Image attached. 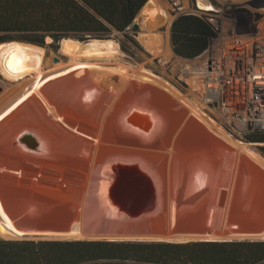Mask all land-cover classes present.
I'll return each mask as SVG.
<instances>
[{"label":"bare ground","instance_id":"1","mask_svg":"<svg viewBox=\"0 0 264 264\" xmlns=\"http://www.w3.org/2000/svg\"><path fill=\"white\" fill-rule=\"evenodd\" d=\"M198 3L201 6L207 8L212 6L210 0H198ZM168 7L169 6L165 0L147 1L146 5L142 9V16L144 19V28L146 33L142 34L140 36V39L143 43V46H145V48L153 55L159 56L163 60L170 61L173 55L167 34H160L156 32V30L151 29V26L149 25L150 19H156V17L163 18L167 22H169L171 18L168 12ZM259 27H261L260 31L262 30V33H264V19L259 24ZM47 40L50 39L47 38ZM120 48L121 47L119 43L111 38H91L87 41H81L75 38L62 39L60 49L63 53L69 55L70 62L74 66L64 67L63 63L61 62L53 63V71L55 72L51 71L52 73L48 76L41 75L42 78H44H40L42 80L38 79L40 80V82L36 85V87L32 89L25 88L26 90L16 89L15 92L7 96L8 98L0 103V131L2 130L1 128L3 126L8 125L9 121L12 120L19 111H22L23 109L25 110V105L35 103V108H37L38 110V108L40 109L42 104L44 107V111H42L44 112V116L39 118L37 124L40 131H42L41 133L45 132L49 136L52 135L55 139L61 141L62 144L67 145L68 143L64 139V135H61V130L63 131L65 124H67V121L65 120L66 118L64 119L62 117L63 114L61 115V111H59L60 109L56 106L57 104L54 105L47 99L45 95V91H48L46 90V82L42 83L43 86L40 84L41 82L47 81L50 78L57 81L56 85L64 84L66 80L69 79V76H71V73L73 76H77L78 78L84 76L83 78L79 79L80 83L86 86L94 85L92 88L83 87L82 91L85 101H92L97 91L105 92L107 96L106 98L108 99L110 104H108V108H106V110L104 109L101 113V124L104 123V117L113 104L114 106L122 107L123 102L127 103L128 100H135V102L133 101L134 105L130 106V109L128 111L121 114L123 116L122 122L124 123L127 134H132L131 132H137L142 134L143 136L145 134H150V131L144 132L138 126L133 128L132 125L128 123L129 116L132 115L135 111H138L144 115H148L147 118L149 122H153V128L155 126H159L161 128L165 126L163 125L164 123L162 120V116L160 114L158 115L153 106L147 104V99L159 97L160 100V98L164 97L165 99H167L166 105H168L169 107H175L177 109L178 106L181 107L180 109H186L188 114L194 116L198 120V122H201L203 126H206L210 131H212V133H214L218 137V139L221 141V143L219 144H223L229 147V150L232 152V154H228L226 156V161L227 163H229V168L233 170L229 171L228 177L224 184V187L229 188V193L223 191L221 194V202H214V205L212 206H204L202 204H199L200 202H203V200L207 198V196L209 197V195L212 194L213 188L211 189L210 185H213L216 180L222 182L225 176H223L222 171H219L216 176V172H214V170L212 169L211 164H209L204 159H197L195 162L191 161L190 163H188V166H186V164L183 167V174L185 176L182 182V188H180L178 192H176V195L174 193L163 195L161 197L163 198V202H160L161 198L157 189V182H155V180L153 179L155 186L153 206L150 209L136 214L130 213L126 210L121 209L117 204H114L110 201L108 189L114 181V169L116 167H134L139 168L142 171H146L147 167H144L146 165L144 163H141L143 162V159L128 158L125 155L127 154L126 150L128 149H124L125 145L122 143L123 141L119 140L118 138V147L116 149H118L117 151L121 150L120 153L118 152L117 156L116 152L113 158L110 156L108 157V159H106V156L104 154L108 155L109 149L106 150L105 147H102L97 151V143L94 142V147L89 146L87 148V151H91L89 153L90 157H88V159L86 160L85 178L86 181H89V179L91 178V180L93 179L95 182H97L96 184L100 189L102 197L101 199L103 202H83L82 199L68 210L54 209L52 207L49 208V206H46L44 204L31 201L22 202V204L19 202H1V196L3 195L2 190L4 188V185L10 184L15 186H22L23 178L0 171V236L4 238L40 236L42 238L59 239L106 238L109 240L154 239L175 241L190 239H264V202H262L263 206L261 218H255L256 215L253 216L249 214L250 212H253L252 209L257 208V206L254 207L255 204L253 201L232 202L231 200H229L230 188L234 179V172L236 168L237 157L239 156V154H245L249 158V160H251L256 166H258V168L261 169V171L263 172L262 174H264L263 155H261L258 150L253 148L251 144L249 145L233 139L232 136L228 134L222 127H220L214 119L209 117L203 111L202 105L199 102H192L187 100L184 96L180 95L178 91L166 80L157 75H154L147 69L141 68V72L139 70L138 72L134 71L132 73L129 72L128 68L123 67L122 69H124V72L121 73L122 77L120 79H116L115 76L111 77L110 74L114 69H111L112 71H109V68L104 70L88 65V62L93 60H110L113 57L121 55L122 52ZM245 53L246 56L241 60V62H244L246 58L247 60H258V62L264 61V49H254V51H252L251 53L249 52V49H247ZM247 55H249L250 57L248 58ZM255 56L259 58L256 59L254 58ZM229 58L230 57L221 55L219 58L212 59V65L210 67L213 70V73L210 74L212 80L211 83L209 81L205 83L203 80H200L199 72L193 71L195 70V67L191 64H185L183 68L189 71H193V76L191 77V83L193 87L196 88V90H200L201 93L206 92L208 97L207 99H209L217 95V84L219 83L218 81H220L222 78H227L226 68L229 66V64H227L229 63ZM50 62L51 60L49 56L46 55V51L42 46L21 41L0 42V73L8 79L19 80L27 75H31L32 73H41L40 69L42 65L50 64ZM198 62H200V59L198 60ZM260 64L261 65L257 67L255 73L252 76L249 75L247 76V78L240 79L235 78L234 82L239 86H244L245 83H247L246 86H249L250 82L255 80H257L258 82H263L264 69L260 68L264 66V63L262 62ZM201 69H204V67L202 66ZM223 69L225 70L222 71ZM135 75H138L145 84H135V80L133 81V77ZM52 77L55 78L53 79ZM49 81L50 80H48V82ZM238 82H240V84ZM147 87H149V89L151 90L148 91ZM78 88L79 86L77 87V89ZM248 93H250V91H248ZM38 99L42 101L41 104L38 103ZM140 100L143 101L144 105L146 106L140 105L139 103L136 104V102H139ZM184 117H186L185 114ZM191 121L196 125L199 124L194 120ZM165 129H162L161 135L165 140L163 144L164 148H161L166 149L169 147V149L165 151L170 153V149H177L176 147H174L175 142L173 141L175 133L168 132ZM152 132L153 131H151V133ZM99 133L97 136H100ZM208 135L211 136V134ZM86 139L87 137L85 138V140ZM138 139L142 141L141 138ZM212 139V141L215 142V139ZM155 150L157 151V153H160L159 151H161L158 148H155ZM146 154L148 155V153ZM138 156L140 155L138 154ZM20 158L21 156L19 158L17 157L16 162L8 161L6 154H4L1 150L0 168L3 167L5 169L8 166L10 168L9 170L14 169L17 171L18 169L20 170V172L25 173L24 170L28 165H25L24 160ZM165 158L166 162L164 161V167L167 168L169 164L168 160L170 159H168L169 157L167 158L166 155ZM190 167H193V169L197 171L196 174L200 173V176L198 178H195L190 173ZM52 181L54 180L52 179ZM90 184L91 183H89V186ZM207 184L208 189L203 191L201 190V193L199 195L200 200H198V195L195 194L196 191L201 187H206L205 185ZM216 197L217 193L215 198Z\"/></svg>","mask_w":264,"mask_h":264},{"label":"rangeland","instance_id":"2","mask_svg":"<svg viewBox=\"0 0 264 264\" xmlns=\"http://www.w3.org/2000/svg\"><path fill=\"white\" fill-rule=\"evenodd\" d=\"M165 1L169 6L168 12L171 18L170 21L167 22L165 19L158 17H156V19L149 18L151 22V23L149 22V25L151 26V29L156 30V32L160 34H167L173 55L170 61L163 60L161 57L153 55L145 48V46H143L140 36L146 32L144 28L143 16L139 15L140 22L137 25H135V27L129 28L126 31V33L113 31L110 34L109 38L114 39L119 43L122 52L121 55L117 57H113L110 60L109 59L93 60L88 62L89 63L88 65L104 70L109 68L110 69L109 71H112L114 69L110 74L111 77L115 76L116 79H120L122 77L121 73L124 72V69H122L123 67L128 68L129 72L132 73L134 71L138 72L139 70L141 72V68L147 69L148 71L152 72L154 75H157L162 79L166 80L170 85H172L178 91L180 95L184 96L187 100L192 102H199L202 105L203 111L209 117L214 119L219 124L220 127H222L228 134L232 136L233 139L249 145L251 144V146L256 150H258L261 153V155H263L264 157V150H262V148H264V142H249L245 140V134L248 132L247 126L248 127L255 126L256 120L261 119L260 116L261 108L264 110V81L263 82H258L257 80L251 81L249 86H246L247 83H245L244 86L243 85L239 86L234 82L235 78L240 79V78H247L246 76L249 75L252 76L255 73L257 67L261 65L260 63L262 62L264 63V61L258 62V60L257 61L253 59L247 60V58H246L247 61L245 60L244 62L243 61L241 62V60L244 59L246 56L245 51L247 49H249L250 53L254 51V49L256 50L264 49V33H262L263 32L262 30L260 31L261 27H259V24L264 19V0H210L212 6L208 8L201 6L198 3V0H165ZM173 2H175V5H173ZM183 13H194L197 15L207 17L213 23V25L215 26L218 32L217 36L211 39L208 48L202 54H200L199 56L193 59H186L178 56L174 52L171 44V39H170L171 24L178 15ZM131 37L136 40V43L131 41L130 39ZM87 40H81V41H87ZM51 41L52 40H47L46 38L45 45L43 46L46 51V55L49 56L51 62L50 64L42 65L40 69L41 73L38 74L32 73L31 75H27L19 80L8 79L7 77L3 76L0 73V87H1L0 103L4 101L6 98H8L7 96L15 92L16 89L26 90L28 88L32 89L36 87V85L40 82V80L44 78V77L42 78L43 75L48 76L49 74L52 73L51 71H53V63L61 62L63 63L64 67L74 66L70 62L69 55L61 51L60 41L57 43V48H55V45H51ZM239 51L241 54L239 53ZM56 55L60 57V60L58 62H53L52 60L53 56ZM221 55L230 57L228 59L229 63L227 64H229L231 67H234L235 72L227 76L229 83L225 82L223 85L219 83L217 84L219 91L217 92V95L215 97H211L207 99L208 97L206 92L201 93L200 90H196V88L193 87L191 83V77L193 76L192 72L193 71L199 72L200 80H203L205 83L208 81L211 83L212 80L210 74L213 73V70L210 67L212 65L211 63L212 59L219 58ZM247 57L249 58L250 56L247 55ZM254 58L257 59L259 57H254ZM197 59L198 60L200 59V62H198ZM185 64H191L192 66L195 67L194 68L195 70L189 71L187 69H184L183 67ZM202 66L204 67V69H201ZM260 69H264V66L261 67ZM70 75L71 76H69V79H67L64 84L56 85L57 81L52 80L50 78L48 80L52 82L50 81L48 82L47 80L41 82L40 85L43 86L42 83L46 82L47 84L46 90L48 91H45V95L47 99L50 102H52L54 105L57 104L56 106L60 109L59 111H61V115L63 114L62 117L64 119L66 118L65 120L67 121V124H65L63 131L61 130L62 134L61 133L60 134L64 135V139L69 144V145L67 144L66 146L72 148L71 155L81 159L80 164L79 165L76 164L75 166L70 167V170L67 169V171L65 172L64 170L58 168H53V169L47 168L42 172L40 171L38 172L37 170H34L32 166H29L31 168H28V166H26V169L24 171L27 172V174L24 172L23 173L20 172V170L18 169L17 171L14 169L9 170L10 168L8 166L6 167L7 169L1 167L0 171L3 173L5 172L10 175L22 177L23 178L22 184L30 182L31 179L37 181L42 180V182L39 183L40 185L38 187V189L41 188L42 192H34V191L31 193L29 192L27 193L24 191L21 192L19 189L15 190V188L17 187L19 188L18 185L16 186L10 184L4 185V188L2 190L3 195L1 196V202H14L13 196L16 195L17 200L21 204L22 202L31 201V202H38L44 204L46 206H49V208L52 207L54 209H65V210L70 209L72 206L76 205L79 202V200L82 199L83 202H103L101 199L102 197H101L100 189L96 184L97 182H95L93 179L91 180V178L89 179V181H86L85 178L86 160L88 159V157H90L89 153L91 151V150L87 151V148L89 146L92 147L94 142H96L97 151L98 149L105 147L106 150L109 149L108 155L104 154L106 156V159H108V157L110 156L113 158L116 152L118 156V152L120 153L121 151V150L117 151L118 149H116L118 147L117 144L118 139L123 141L122 143L125 145L124 149L125 150L128 149L126 150L127 154H125L128 158L143 159V162L141 163H144L146 165L144 166L145 168L147 167L146 172L149 173V175H151V177L155 180V182H157L156 185L160 198L166 194L169 195L174 193L176 195V192H178V190L182 188V182L185 176L183 174L184 171L183 167L186 164H187L186 166H188V163H190L191 161L195 162L197 159H204L209 164H211L212 169L214 170V172H216V176L219 171H222L223 176H225L222 182L216 180V182L214 183L215 185L214 184L210 185L211 189L213 188L212 194L209 195V197L207 196V198H205L203 202H200L199 204H202L204 206H212L214 205V202H221L220 201L221 194L223 191L229 193L228 190L229 188L224 187L225 186L224 184L228 177L229 171H232L233 169L229 168L230 166L229 163H227L226 161L227 159L226 156L228 154L229 155L232 154V152L229 150V147L223 144L222 145L219 144L221 143V141L218 139V137L214 133H212V131H210L206 126H203L201 122H198V120L194 116L188 114L186 109L184 108L180 109L181 108L180 106H178V109L171 106L169 107L168 105H166L167 99H165L164 97L160 98V100L159 97L158 98L153 97L151 99H147L148 100L147 104L153 106L154 110L158 113V115L160 114L162 116V120L164 123L163 125L165 126H163L162 128L159 126H155L152 133L150 132V134H145L144 136L140 135L139 133H133V132H131L132 134L130 133L127 134L126 129L124 127V123L122 122L123 116L121 114L123 112L128 111L130 109V106L134 105L135 100H133L134 102L132 101V99L128 100L127 103L123 102L122 103L123 106L121 104L122 107L120 106L117 107L114 106L113 104L109 108V110L107 111L104 117V123L101 124L100 123V116L102 115L101 113L104 109L106 110V108H108L107 107L108 104H110L108 99L106 98L107 96L105 92L97 91L92 101H88V100L85 101L83 98L84 97L82 91L83 87L92 88L94 85L86 86L80 83L79 79L83 78L84 76L78 78L77 76H73L72 73ZM135 76L133 77L134 78L133 81L135 80V84L138 85L145 84L143 80L139 78L138 75ZM52 78L54 79L55 77ZM76 82H77V86H76ZM238 83L240 84V82ZM231 85H233L234 89H235L234 87L235 85L239 86L237 92H231V93L228 92L227 89H230ZM78 86L79 88L77 89ZM147 90L149 91L151 89L147 87ZM248 91H250V93H248ZM38 103L41 104L42 101L38 99ZM138 103L140 105H144V102L141 100L139 102H136V104ZM34 104L35 103H30V105L29 104L25 105V110L23 109L22 111H19L13 118H16L17 121L19 120L18 124L16 125L27 122L26 125H29L27 126V128L29 127L31 130L34 129L35 131L41 133L42 131H40L39 126L37 124L39 118L44 116V112H42L44 111L43 110L44 107L41 104L40 107L41 110L39 108L37 110ZM184 114L186 117H184ZM244 119L245 120L247 119L248 121V124L245 127L242 126V124L240 123ZM191 120H194L199 124L196 125ZM257 123L259 124L258 125L256 124L255 127L264 130V120L259 122L257 121ZM11 125L10 126L6 125L7 127L3 126L1 128L2 130L0 131V148L2 147L1 141L5 139L6 136L9 135L12 129L13 131L15 129L14 128L15 125L13 127H11ZM162 129H165L168 132L175 133L173 141L175 142L174 147H176L177 149L172 148L173 146L172 143L171 148L173 150L170 149V153L165 151L168 150L169 147L166 149H162L164 148L163 144L165 140L164 137H162L161 135ZM97 132L100 134V136H97L98 135ZM208 134H211V136H209ZM86 137L87 139L85 140ZM138 138H141L142 141L139 140ZM212 138L215 139V142L212 141L213 140ZM153 148L154 150H150ZM155 148L156 149L158 148L162 152L159 151L160 153H157ZM146 153H148V155ZM138 154L140 156H138ZM165 155L167 156V158L169 157L168 159H170L168 160L169 162L167 166L168 169L164 167L165 166L164 161L166 162ZM174 167L177 168L175 169ZM236 168L234 172V179L230 188L229 200H231L232 202L253 201L255 204L254 207L257 206V208L252 209L253 212H250L249 214L253 216L256 215L255 218H261L262 206H263L262 202H264V174H262L263 172L261 171V169L258 168V166H256L251 160H249V158L243 153L239 154V156L237 157ZM189 170L190 173L195 178H198L200 176V173L196 174L197 171L193 169V167H190ZM29 171L32 172L28 173ZM74 172H76L77 174ZM52 179L54 181H52ZM89 183H91L90 186ZM205 186L206 187L204 188L201 187L199 190L196 191L195 194L198 195V200H200L199 195L201 193V190L203 191L208 189V184ZM216 193H217V197L215 198ZM77 195L79 198L77 197ZM38 197H42L41 200ZM160 202H163V198L160 199ZM5 239L41 240V239H59V238H42L40 236H25L21 238H5ZM245 239H250V238H245ZM252 240H264V239H252Z\"/></svg>","mask_w":264,"mask_h":264},{"label":"trees","instance_id":"3","mask_svg":"<svg viewBox=\"0 0 264 264\" xmlns=\"http://www.w3.org/2000/svg\"><path fill=\"white\" fill-rule=\"evenodd\" d=\"M146 1L0 0V42L20 40L44 46L50 36L57 48L68 37L109 38L113 31L126 33ZM217 33L207 17L183 13L172 22L170 39L178 56L193 59ZM245 140L264 142V130L250 128ZM0 264H264V240H19L0 236Z\"/></svg>","mask_w":264,"mask_h":264},{"label":"water","instance_id":"4","mask_svg":"<svg viewBox=\"0 0 264 264\" xmlns=\"http://www.w3.org/2000/svg\"><path fill=\"white\" fill-rule=\"evenodd\" d=\"M147 1L144 3L139 13L130 23L129 28H133L135 25H137L140 22L139 15L142 16V9L146 5ZM173 5H175V2H173ZM47 38H50V40H52L50 36H47ZM11 41H20V40H11ZM21 42H26V41H21ZM52 60L53 62H58L60 60V57L57 55L53 56ZM0 91H1V87H0ZM147 116L148 115H144L138 111H135L132 115L129 116L128 123L132 125L133 128L138 126L144 132H149V131L151 132L154 130L155 127L153 128V122H149ZM16 135L18 140L21 141L22 145L29 146L30 149L31 148L35 149V147H38L40 150L36 151L37 153L34 152L35 150L34 151L32 150L31 155H33V157L37 161L38 160L43 161L44 163L48 164V166L52 164L57 165V167L55 168L67 171V169L70 170V167H73L76 164L77 165L80 164V160H81L80 158L72 156L71 154L63 152L61 150L52 148L51 144L48 141L44 139H40L41 133L35 131L34 129L31 130L30 128H24L20 130ZM114 173H115L114 181L112 182V184L109 186L108 189L109 198L111 202L117 204L121 209L126 210L133 214L150 209L153 206L154 203L153 199L155 197L154 195L155 186H154V180L151 177V175H149V173H147L146 171H142L139 168H134V167L126 168L124 166L116 167L114 169ZM24 192L28 193V191H24ZM38 198L41 200L42 197H38ZM99 239H106V238H99ZM86 240H95V239H86ZM128 240H154V239H128ZM195 240H211V239H190L183 241H175V240H154V241L185 242V241H195ZM213 240H232V239H213Z\"/></svg>","mask_w":264,"mask_h":264},{"label":"crops","instance_id":"5","mask_svg":"<svg viewBox=\"0 0 264 264\" xmlns=\"http://www.w3.org/2000/svg\"><path fill=\"white\" fill-rule=\"evenodd\" d=\"M76 86H77V82H76ZM16 124H18V121H17L16 118H13L12 120L9 121L8 126L11 125V127H13L15 125L14 126L15 129H14V131L12 129L11 132L12 131L13 132L12 133L10 132L9 135L6 136V138L1 141L2 142L1 146L2 147L0 148V151L2 150L3 153L6 154L7 160L11 161V162L12 161L16 162L17 161V157L19 158L21 156V158L24 160L25 165H28V167L32 166L33 169L37 170L38 172L39 171L42 172L43 170H45L47 168H55V167H57V165H53L52 164V165L48 166V164L44 163L43 161H40V160L37 161L33 157V155H31L32 150L33 151L35 150L34 152H36V151H39L40 149L38 147H35V149H32V148L30 149L29 146L22 145L21 141L18 140L17 135H16L20 130H22L24 128H27V126H29V125H26V123H22V124H19V125H16ZM43 134H44V136H43ZM40 139H44V140L48 141L51 144L52 148H56L57 150H61V151L66 152L68 154H72V152H71L72 148L66 147L65 144H62L61 141L55 139L52 135L49 136L46 133H41ZM29 168H31V167H29ZM25 173H27V172H25ZM28 173H31V171H29ZM36 181L37 180H32L31 179L30 183L29 182L28 183H24V184H22V186H19V188L18 187L15 188V190L19 189L20 191L42 192L41 188L38 189V187L40 185L39 183H41L42 180L40 182L39 181L36 182ZM13 197H14L13 198L14 202L15 201L19 202L17 200V198H16V195H14Z\"/></svg>","mask_w":264,"mask_h":264},{"label":"built area","instance_id":"6","mask_svg":"<svg viewBox=\"0 0 264 264\" xmlns=\"http://www.w3.org/2000/svg\"><path fill=\"white\" fill-rule=\"evenodd\" d=\"M256 57V56H255ZM237 63H240V62H237ZM237 66H238V64H237ZM228 68V69H227ZM226 68V70H227V76L228 75H231L232 73H234L235 72V68L234 67H231L230 65L228 66ZM225 69H223L222 71H224ZM247 77V76H246ZM229 80H228V77L227 78H222L220 81H218L219 82V84H221V85H223L225 82H227V83H229L228 82ZM235 87V89L233 88V85H231V88L230 89H227L228 90V92H237V89L239 88L238 87V85H235L234 86ZM218 88V87H217ZM219 91V88L217 89V92ZM263 109L261 108V111H260V116H261V119L260 120H256V124L258 125L259 123H257V121L259 122V121H263L264 120V113H263ZM241 124H242V126H247V124H248V121H247V119L245 120H243L242 122H240ZM256 124H255V126H256ZM255 126H253V127H248L247 126V129H248V131L250 130V128H257V127H255Z\"/></svg>","mask_w":264,"mask_h":264}]
</instances>
